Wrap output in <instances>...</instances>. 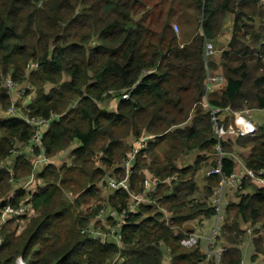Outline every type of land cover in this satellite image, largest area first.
<instances>
[{
	"label": "trees",
	"instance_id": "16d2710c",
	"mask_svg": "<svg viewBox=\"0 0 264 264\" xmlns=\"http://www.w3.org/2000/svg\"><path fill=\"white\" fill-rule=\"evenodd\" d=\"M228 15L230 40L217 61L207 60L204 43L217 38ZM206 68L225 79L210 96L213 106L264 109V7L258 0H0V113L11 104L5 80L27 84L24 104L16 103L22 116L60 115L43 134L46 157L69 152L68 164L43 168L34 191L15 189L10 180L26 178L31 162L19 154L11 171L1 165L12 162L13 148L33 130L22 118L0 117V210L13 192V206L32 210L0 225V264H15L17 257L26 264L205 260L203 241L184 247L181 239L218 215L211 200L234 173L235 158L254 175L264 170V123L218 150L209 114L199 105L190 114L202 97ZM111 99L114 110L100 106ZM143 136L148 138L135 156L128 190H110L106 181L124 177L121 164L133 150L131 141ZM188 153L197 155L191 161ZM219 165V173L207 174ZM208 167L199 189L197 175ZM148 176L160 183L146 195L149 203L128 214L121 247L82 232L102 207L126 208ZM240 190L223 211L216 237L225 247L220 262L241 261L240 245L251 229V260L264 264V186L243 179Z\"/></svg>",
	"mask_w": 264,
	"mask_h": 264
},
{
	"label": "built area",
	"instance_id": "2783aa9c",
	"mask_svg": "<svg viewBox=\"0 0 264 264\" xmlns=\"http://www.w3.org/2000/svg\"><path fill=\"white\" fill-rule=\"evenodd\" d=\"M259 4H263V0H258ZM173 29L177 32V25L175 23L172 24ZM204 57L207 58L215 53V49L213 47V41H206L204 43ZM35 66V64H31ZM30 65V66H31ZM28 66L27 68H29ZM225 82L224 76L220 70L212 71L206 68V75L203 83V94L199 101L195 103V105H199L207 114L210 116L212 130L215 138V149L220 150V144L222 142L227 141L233 137H245L254 134L256 127L254 123L250 120L249 112L251 110L245 109L239 112H233L228 107H215L210 103V96L215 91L216 88L221 87ZM22 84H17L12 82L11 80H5V86L8 89V94L11 99V104L8 107L10 110V117H19L24 119V121L32 128L33 133L28 141L24 144L16 145V147L12 150V162L10 160L6 161L1 165V167L5 168L8 171H11L13 166V158L19 154H25L26 158L31 162L32 170L31 173L21 180L18 183H14V179H11L10 182L13 183L15 189H19V191H34L37 186H40L41 180L38 177V174L43 170V168L48 164H55L57 158H61L62 162L67 161V155L69 160V152L60 153L53 158H47L45 155V147L42 142L43 134L48 127H50L51 122L54 119L59 118V114L52 113L48 118H35V117H24L20 113L17 112L16 108V99L20 94V88ZM20 87V88H19ZM24 93L25 89L22 88ZM129 95H122L123 99H128ZM15 110V112L13 111ZM264 112V109H262ZM8 112V111H7ZM147 136L141 137L139 140L133 141L134 147L133 150L127 155V157L122 161L121 168H124L125 175L124 177L117 181L114 178H110L106 181L107 186L110 190H128V177L131 173V169L134 166V159L139 149L145 143ZM220 165L213 169L209 170L207 174L211 173H219ZM245 175L248 178H254L257 183H260L264 186V171L259 172L258 175H254L250 170L245 169ZM172 177L167 178L165 181L170 182ZM243 180L242 177L236 176L232 174L227 179H223L219 184L218 188L214 191L212 197V206L216 212H220L222 207H226L227 203H223L220 199L221 189L224 184H228L233 193L240 190V184ZM160 181L158 179L153 178L152 176H148V179H144L142 183L143 192L139 194H132V201L128 203L126 208L117 210L112 207H102L95 214V218L90 223L89 229H85L82 232H88L89 235L101 243H109L114 242L119 247H121V229L126 224L127 217L129 213L136 211V208L141 203H147V197L149 194L154 193L156 187ZM131 194V193H130ZM16 196V192L11 193L5 201L7 203L0 210V225L4 224L5 221L10 217H22L32 214V210L29 206H25L20 204L19 206L12 205V199ZM149 203V202H148ZM224 205H223V204ZM165 213V212H163ZM219 215V213H218ZM168 216V214H165ZM220 217V216H218ZM202 225L192 233H188L185 237H183L180 241V244L184 247H193L198 244L199 240L204 241V245L202 246V251L205 255L206 260H213L215 264H221V254L225 250V247L216 243V237L220 233V227L214 226L210 229L209 238L203 239V235L200 234V230ZM20 231V229H19ZM2 242V235L0 233V244ZM15 264H26L21 257H17L15 260ZM163 264H169V259L165 258ZM238 264H246V262L241 259Z\"/></svg>",
	"mask_w": 264,
	"mask_h": 264
},
{
	"label": "crops",
	"instance_id": "0c3cea01",
	"mask_svg": "<svg viewBox=\"0 0 264 264\" xmlns=\"http://www.w3.org/2000/svg\"><path fill=\"white\" fill-rule=\"evenodd\" d=\"M260 5H262L264 7V3L260 4ZM225 20L227 21V25H223L222 30L218 34L217 38L213 41V45L215 47H221V49H224L226 47L228 41L230 40L231 28H232V22H233V15H228ZM230 22H231V24L228 25ZM225 36L227 38L226 42L223 41V44H221L220 40L223 37H225ZM211 57L214 60H216V61L219 59V56L216 57V55H214V53L211 56L208 57L209 58L208 60H210ZM236 149H239V148H236ZM238 152H240L242 155H247L249 150L248 149H242V151H241L239 149ZM235 162H236L237 165H236V169H235V171L233 173L234 175L242 177L243 179L249 180L254 185H257V186L262 185L260 183H257L254 178L246 177L245 168L241 165V162H240L239 158H235ZM241 192H243V191L239 190V191L233 193L231 191V189H230V186L228 184H224L222 186V189H221L220 199H221V201L223 203H227V204H229L230 202H236L238 200L237 197H236V194H240ZM223 211H225L224 207H222L221 211L219 212V215H217L215 218H212V219L208 220V226L207 227L209 229H212L215 226L216 223L220 227L222 226V224L224 222V217H225ZM218 216H220V217H218ZM253 237H254L253 231H251V229H248L247 237H245V239L243 240V242L240 245L241 256L244 255V258L247 259V260H250L251 264H261L262 261L260 259H257L255 261L251 260V256L254 253V246H253V242H252Z\"/></svg>",
	"mask_w": 264,
	"mask_h": 264
},
{
	"label": "rangeland",
	"instance_id": "374dc122",
	"mask_svg": "<svg viewBox=\"0 0 264 264\" xmlns=\"http://www.w3.org/2000/svg\"><path fill=\"white\" fill-rule=\"evenodd\" d=\"M176 25H177V32H175L177 35H180L181 34V27H180V25L177 23V22H174ZM231 24V22L228 24V25H230ZM224 25H227V21L225 20V23H224ZM175 31V30H174ZM183 34V33H182ZM226 36L225 37H223L221 40H220V43L221 44H223V41H225L226 42ZM220 46V45H219ZM213 47H214V49H215V53H214V55H216V57H218V56H220V52H221V47H215L214 45H213ZM21 87L22 88H24L25 89V91H24V93H23V91H22V88H20V94L18 95V97H17V99H16V101H15V103H20L21 105H23L24 104V102H25V98L24 99H22L21 97H23V95L24 94H26L28 91H29V89L30 88H27V84H22L21 85ZM31 97V96H30ZM21 98V99H20ZM16 106V108H17V112L19 113V109H18V107H17V105H15ZM100 106L103 108V109H105V110H108V111H112V110H114L115 109V107H116V100L115 99H111V100H109V101H107V102H104V103H100ZM197 105H195V104H193V107H192V109H191V112H190V114H192L194 111H193V109L196 107ZM8 111V112H7ZM6 112H3V113H0V117H2V118H5V117H9V114H10V110H7ZM14 112H15V110H13ZM249 116H250V120L254 123V125H255V127L257 128V126H261L263 123H264V112L262 111V110H251L250 112H249ZM132 143H133V141H131ZM135 144V143H134ZM133 144V145H134ZM238 150L239 149H236V151L238 152ZM242 151V150H241ZM238 153H240V152H238ZM196 155H197V153H188V154H186V155H184V157H189L190 158V160L192 161V160H194V158L196 157ZM55 164V166H57V167H60V166H63V165H65V164H68L69 163V160H68V155H67V161L66 162H62V159L61 158H57V161H55L54 162ZM210 168L208 167V168H205V169H203V170H201L199 173H198V175H197V181H198V186H199V189H201V187H202V185H203V177H204V174L205 175H207L206 174V172L209 170ZM43 185H45V184H43ZM40 186H41V183H40ZM97 188H98V190H102V194H103V196H106L107 195V193H108V190L106 189V187L105 186H103V184H99L98 186H97ZM66 194V196L67 197H69V198H71V195H69L68 194V192H66L65 193ZM161 208V207H160ZM164 218L166 219V220H169V217L168 216H164ZM210 220V219H209ZM6 222V221H5ZM208 226V220H206L205 222H204V225L202 226V228H201V230H200V234H202L203 235V239H205V238H209V234H210V229L207 227ZM215 226H218V227H220L217 223L215 224ZM1 227V226H0ZM220 229H221V227H220ZM203 245H204V241H203ZM242 259L246 262V264H251V262H250V260H247V259H245L244 258V255H242ZM199 264H212V261L211 260H203V261H201Z\"/></svg>",
	"mask_w": 264,
	"mask_h": 264
}]
</instances>
